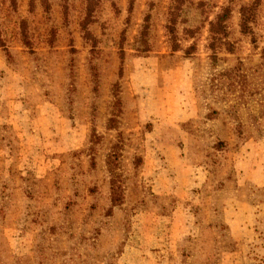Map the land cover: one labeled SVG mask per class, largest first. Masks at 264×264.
Instances as JSON below:
<instances>
[{"label":"rangeland","instance_id":"1","mask_svg":"<svg viewBox=\"0 0 264 264\" xmlns=\"http://www.w3.org/2000/svg\"><path fill=\"white\" fill-rule=\"evenodd\" d=\"M173 1L0 0V264H264V0Z\"/></svg>","mask_w":264,"mask_h":264},{"label":"trees","instance_id":"2","mask_svg":"<svg viewBox=\"0 0 264 264\" xmlns=\"http://www.w3.org/2000/svg\"><path fill=\"white\" fill-rule=\"evenodd\" d=\"M178 1L179 0H174L173 5L170 9L169 12V20H168V25L166 26V31L167 34L170 38V48L172 51H178L180 49L179 42L177 40V35H176V11L178 10ZM259 5V1H254L249 5L241 6L240 7V23H239V28L240 32L242 34H249L253 35L252 33V27L251 24L254 22L255 18V13L256 9ZM230 16V10L227 7H224L220 10L219 13L215 15V17L208 22V33H209V41L207 44V48L211 51L210 55V60L213 65H216V62L218 60L217 57V50L224 48L227 52H231V44L227 41V25L226 22ZM147 21V18L145 19ZM147 30V25L145 24L140 32V36L137 38V45L135 47V50L139 54H145L149 51L147 41H146V33ZM260 58H261V63L259 65H264V46L261 49L260 52ZM237 65H242L241 62H239ZM234 70H229V71H224L220 75L224 79H231L230 74ZM231 86H233V82L231 83ZM111 124V119L109 120ZM117 159V154L113 150L112 153H110L106 159V165L109 171V174L111 176L110 179V191H111V197H110V202L112 206H117L120 204L121 201V187L119 186L118 180H117V175L115 171L116 167V160Z\"/></svg>","mask_w":264,"mask_h":264}]
</instances>
